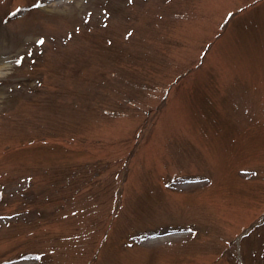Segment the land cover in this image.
<instances>
[{
  "label": "rangeland",
  "instance_id": "obj_1",
  "mask_svg": "<svg viewBox=\"0 0 264 264\" xmlns=\"http://www.w3.org/2000/svg\"><path fill=\"white\" fill-rule=\"evenodd\" d=\"M0 264H264V0H0Z\"/></svg>",
  "mask_w": 264,
  "mask_h": 264
},
{
  "label": "snow or ice",
  "instance_id": "obj_2",
  "mask_svg": "<svg viewBox=\"0 0 264 264\" xmlns=\"http://www.w3.org/2000/svg\"><path fill=\"white\" fill-rule=\"evenodd\" d=\"M129 2L131 3L132 0H129ZM17 11H19V9H18ZM229 15H231V14H229ZM128 35L131 36L132 33H128ZM38 43L43 44V43H44L43 39H40V40L38 41Z\"/></svg>",
  "mask_w": 264,
  "mask_h": 264
}]
</instances>
